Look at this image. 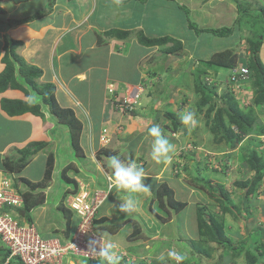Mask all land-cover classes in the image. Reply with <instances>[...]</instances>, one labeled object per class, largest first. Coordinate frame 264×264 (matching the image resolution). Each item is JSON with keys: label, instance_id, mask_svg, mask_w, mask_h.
Here are the masks:
<instances>
[{"label": "crops", "instance_id": "0c3cea01", "mask_svg": "<svg viewBox=\"0 0 264 264\" xmlns=\"http://www.w3.org/2000/svg\"><path fill=\"white\" fill-rule=\"evenodd\" d=\"M243 1L248 2V0ZM213 3L214 0H0V73L5 67L2 57L6 52V40L10 43L16 40L18 43L15 46V53L27 64L36 66L41 71L39 76L34 78L36 84L28 83L21 72H18L16 79L23 87H14L10 84L6 89L0 90V180L3 177L9 178L13 187L27 196L24 208L16 211L23 223H34L40 230L46 229L44 232L48 234L47 236L67 235L69 228L63 202H65V193L71 187L69 183L66 184L64 178L63 181L60 180L57 173L62 172L66 165L75 162L76 159H74L69 126L60 123L51 105L46 102L48 86L54 87L56 104L72 109L82 122L81 146L87 155L92 154L93 158L97 159V153L107 147L101 141L103 128L107 127V133L112 140L127 123L133 125V122H136L133 119L135 111L122 110L118 105L119 102L128 92L132 94L139 88L142 92L140 105L136 106V109H141L142 105L151 102L150 92H148L150 87L155 86L156 79H161L154 74L156 69L152 72L153 67H150L152 65L149 62L151 56H155L161 46L141 43L140 30L149 37L168 36L181 41L183 46L180 51L188 53L190 59L203 57L209 59L214 52L230 47L226 44L222 49L204 48L202 43L210 40L212 46L219 36L213 33L198 35L190 27V22L194 21L201 28H217L232 26L239 17V8L236 5L229 3L227 6H215ZM202 5H208L209 10L207 8L204 17L198 22L193 18L194 12ZM182 6L191 10L189 18ZM49 8L50 11L41 18L16 25L9 23V21L26 18L36 11ZM200 17L198 13V18ZM187 19L188 30L183 28L184 20L187 21ZM208 20L211 21L210 26L204 25ZM237 29L232 35L226 36L232 37L231 42L227 39L230 43L245 42L244 37L240 39L241 29ZM111 30H119V32L108 34ZM190 30H192L191 33ZM182 31L184 34L181 33ZM204 36H207V39L202 41ZM170 43L176 42L170 41ZM175 56H178L177 53ZM16 64L20 66L19 61H16ZM214 71L222 73L220 70L214 69ZM142 95H145L143 99ZM3 98L27 101L31 105L40 107V112L25 111L10 115L2 107ZM157 112L155 117H159ZM131 125L128 126L129 129L135 128ZM184 129L181 128V130ZM36 141L47 142L48 145L44 147L45 149L41 148L31 155L19 171L8 169L6 163L9 161L11 166H17L22 157V149L26 148L30 142ZM227 149L225 152L232 153L231 155L239 150L238 145ZM216 150L219 149L214 148V151ZM50 152L55 156V170L61 169V171L55 172L52 181L46 187L35 188L32 183L44 179ZM72 154L74 158H71ZM254 173L250 170L248 177H252ZM108 174L112 175V173ZM74 177L78 179L77 176ZM147 177L150 176L147 175ZM174 180L168 181V185L174 190L176 200L186 202V205L180 211L174 210L172 216L165 214L163 219L158 220V224L161 223L159 227L157 226L159 234L160 229H170L169 237L165 233L160 234L162 236L160 242L163 245L158 255L161 257L163 253L181 243L185 246L184 253L190 257L189 262L192 264H248L244 257L246 250L243 254L237 255L231 249L213 241L205 243L211 250L210 255L195 249L191 240L201 239L199 203L197 202L205 200L206 193L200 191L202 188L199 185H187L185 188L178 179ZM151 181L154 185L158 183L154 179ZM114 191L115 194L113 195L112 192L110 200L106 202V207L103 206L100 215L114 204L118 190L114 188ZM239 192L237 202L241 206L244 201V191ZM257 192L255 197L251 198L255 199L252 206L260 204V216L256 215L257 208L255 216L249 218H247L248 212L244 209L239 213L237 209L235 210L238 213L237 217L231 211H214L217 218L222 221L225 234L234 235L235 239H232L234 243L240 244L246 241L245 249L257 247L254 243L262 242L261 238L264 237V229L261 228L260 223L262 220L259 219L264 217V181ZM209 195L211 197V193ZM39 199L41 203L29 205V202L34 200L39 202ZM118 203L114 205L115 210H118ZM50 213H55L56 216ZM125 224H122L118 231L120 233L117 232L114 235L115 240L120 242L121 246L131 245L136 257L142 256L138 254L156 255V247L152 252L150 246L149 250L148 248L145 250V248L142 249L140 242L135 244L134 239L130 240L128 236L132 233L133 224ZM172 224L175 232L170 228ZM244 231L245 236H243ZM256 236H259L258 239L254 238ZM122 237L126 238V245L125 241L120 240ZM252 238L254 239L250 245L249 240ZM255 239L257 240L254 241ZM247 244H249L248 247ZM4 250L5 246L0 241V264L3 261L1 251ZM166 257L168 258L167 253Z\"/></svg>", "mask_w": 264, "mask_h": 264}, {"label": "rangeland", "instance_id": "374dc122", "mask_svg": "<svg viewBox=\"0 0 264 264\" xmlns=\"http://www.w3.org/2000/svg\"><path fill=\"white\" fill-rule=\"evenodd\" d=\"M260 1L261 0H248V2L251 3L252 7H256L254 10H251V12L255 11V13L254 15L249 16V19L252 20L250 21V23H246V19H241L240 25L244 27L243 24H246L244 28L241 29L240 27H238L239 29H241L240 39L244 37L245 42L239 43V41H234L233 43H230V38L232 37H218V39H216L215 43H213L212 46V42L210 40L202 43V46L209 49H222L227 44L226 46L231 48L234 47L237 51H240L239 49L243 48L242 54L246 53V48L248 46V43H246L247 37L255 33H258L260 36H263L264 34V19L262 15H258L259 13L257 14L258 5L256 6L255 4V2ZM229 3H231L232 5L234 4L238 7L237 0H214L213 4L215 6H227L229 5ZM192 7L195 8L194 5H192ZM207 8L209 10L208 5H202L200 9L194 12L195 17L193 18L200 22L204 17V14L207 12ZM202 11L204 13H202ZM198 13L201 16L200 18H198ZM188 22L189 21L187 19V21L184 20L183 23V28H186L187 30ZM210 24L211 21L208 20V22H206V24L204 25L210 26ZM250 25L252 27H250ZM191 32L192 30H190V33ZM181 33L184 34V31H182ZM202 34L204 33H201L200 35ZM206 39L207 36H204L201 40L204 41ZM227 39H229L230 42ZM170 44L171 43H169V45ZM171 45H173V43ZM262 46L263 48H261L259 53L264 61V44ZM167 47L168 45L166 44L163 46V48L162 46L159 49L154 48L155 50L158 49V53H156L155 56L152 55L153 57L151 56V58L149 59V62H151L152 65L150 67H153L152 72L156 69L154 74H157L161 78L156 79L154 81L155 86L150 87V91H148L150 92L149 96L151 98L149 99L151 100V102L142 105L141 109H136V106H138V104L135 105V108L133 110L135 111V116L133 119H135L136 122H133V125H131L132 123H127L125 127L120 129L121 131L116 135L117 137L115 139L112 138V140L105 141L102 140V136L101 141H103V145L105 144V146H107L105 148H108L110 150L111 155L101 154L102 151H100L97 153V159H94V155L91 154L89 156L84 152V150L83 155L77 154V152H75L74 150L75 158L73 154L71 158L76 159V161L70 162L69 166L66 165L68 168L67 174L72 177L77 176L80 181L84 182V186L86 184L90 185V189L99 187L98 184L103 185L106 183L105 176H108V173H111L112 171V169L109 167V161L113 156L118 157L126 163L135 162L137 166L144 169L145 178L143 179V183L146 185L147 190L132 193H129L127 190H118L116 193V196L118 198L115 197V201L113 200L114 204H112L111 207L106 208V211H104L103 213L106 214L105 216H107V220L105 222L108 225H112L113 227H115L116 225L120 226L125 223H132L133 232L136 230H138L139 232H135L130 237L128 236V238H131L130 240L134 239L133 241L136 242L135 244H139L138 242H140V244H142V249L145 248L146 250L148 248L149 250L150 246V248H152V252L154 251L155 247L156 252L162 251L163 244L160 242L162 238L160 234L165 233L169 237L168 232L170 231V229L163 228L160 229V234L158 233V227L161 224H158V220L163 219L165 214L166 216H172V213L174 212V209L171 208L169 202L162 196H158L157 189L160 184H169V182H171L172 180L178 179V181H180L185 188L187 187V185H199V187L202 188L200 191H203L204 194L206 193V199H202L197 202L199 203V206L205 205V217L208 219L210 217L214 218L222 224L221 219L214 217L215 212H222L223 209L221 203L217 197H210V187H208L207 185L209 183H212L217 188V184H222L225 187V190L229 192V196L231 199V203L230 201H226V204L231 206L233 203H235L236 207L234 208V210L238 209L239 207L244 209L242 205L240 206L239 202H237L240 195L239 191L243 190L235 185L237 180H242L246 178L245 176L248 177L249 175L250 170H248V168L244 166L245 160L243 159V157L247 156L246 154L249 153V150L251 152L254 149L253 151H257L258 155L264 158V134L258 133V128L247 136L248 144L246 146L250 147V149H247V152L245 150L246 148L244 150L242 149V146L247 142L246 140H244L243 142L238 144L239 150L231 155L232 153L229 154L228 152H225L226 150H228L227 148H229L226 138H224L221 134L216 135V133L214 132L215 130H213L212 128V125L214 124V120L216 118L217 109L222 105L220 101L218 100L217 102V100L213 98L209 100L205 106H201V108L198 107V103L199 101H201L203 90H205L207 86H211V84H214L216 82L219 83L218 89L220 91L222 89H225L230 70L223 67H212L208 62V59H206L208 57L190 59L188 53L186 54V52H183L179 55L177 54L178 56H175V54L178 52L169 55L165 52V49ZM154 62L157 63L154 64ZM145 64L147 65V63ZM147 67L149 66L147 65ZM214 69L220 70L222 73H216ZM176 86H179L180 88H177ZM144 96L145 95H142V99L144 98ZM187 111H191L194 113V121L187 125L183 124V129L184 127L185 129L180 130L174 135L172 133V129L169 127L172 125V122L167 118V112L175 113L180 116L181 113ZM156 112L159 113V117H155ZM143 120L145 122H143ZM129 125L134 126L135 128L129 129ZM153 125H157L160 128L161 133L168 139L169 143L172 145V151L167 154L169 157L167 159L164 157H160L158 160H156L152 157V144L155 138L148 134V129ZM233 128L237 129L235 125L233 126ZM216 137H219V140H217ZM80 140L82 141V138H80ZM109 144L110 146L108 147ZM214 148L219 149L216 151H223H220V153H216V151H214ZM75 168L78 171H76ZM54 171L59 172L61 171V169ZM105 171H107L108 173H106ZM147 175H149L150 177H147ZM60 178V180L63 181V178ZM153 179L158 183L154 185L151 181ZM70 182V184L72 185V181ZM66 184L68 183L66 182ZM114 194L115 191H113V195ZM216 194L218 197L221 196L220 191H218ZM129 195L134 197L136 201V207L134 208V210L125 213L120 210V204L122 203V201L126 200ZM252 196L255 197V194H251L250 197ZM117 203L119 207L118 210H115L116 208L114 209V205H116ZM249 203L250 207L249 210L247 209V218L255 216L256 208L258 209L256 215L260 216V204L257 203L256 205L252 206L255 203V199L252 198H250ZM122 213H124L126 217L123 219V221H117L118 217ZM50 215L56 216L55 213H50ZM259 219L262 220L260 222L262 226L261 228L264 229V217ZM77 224L78 215L76 214L72 218L70 226L72 229H75ZM121 227H119V230L121 229ZM170 228L173 232H175L173 224L170 225ZM41 229L42 230L38 228L39 233L43 237H49L47 236L48 234L44 232L46 229ZM101 235L103 239L105 238V240H107L106 238L109 237L114 241L113 244H117V247L119 248L118 255L128 257L129 262H127V264L142 263L145 254H138L142 255V258L136 257V255L134 256L131 245L127 244L126 238L122 237L120 239L122 241H125V245L127 244L126 246H121L122 244L115 240V234H111L109 231H105L101 232ZM229 236L230 238L235 239L234 235L229 234ZM243 236H245V231L243 233ZM259 236H261V234ZM259 236H256L254 238H258ZM254 238L249 240V244ZM261 239L262 241H264V237H262ZM106 243L107 245H109L107 241ZM249 244H247V247L249 246ZM158 247H160V250L158 249ZM184 248L185 246L180 243V250L182 251ZM231 250L235 251L234 249ZM84 262L85 261H83V263ZM260 263L264 264V257H262ZM153 264H157L156 261L153 260Z\"/></svg>", "mask_w": 264, "mask_h": 264}, {"label": "trees", "instance_id": "16d2710c", "mask_svg": "<svg viewBox=\"0 0 264 264\" xmlns=\"http://www.w3.org/2000/svg\"><path fill=\"white\" fill-rule=\"evenodd\" d=\"M238 8H239V17L234 25L232 26H222V27H205L201 28L198 26L197 23L194 21L190 22V27H192L198 35L201 33H213L216 36L219 37H226L230 36L234 33L235 29L240 27L241 29L244 27H241L240 22L241 19H246L248 23L252 21L249 19V16L254 15V12H251V10H254L256 7H252L251 3L244 2L243 0H237ZM256 6L258 5L257 14L262 15L264 19V0L260 2L255 3ZM186 12L188 17H190V9L182 6ZM253 8V9H252ZM50 11L49 9L39 10L33 13L32 15L21 18V19H15L12 21H9L11 25H16L20 23H24L26 21H31L34 19L41 18L45 14H47ZM237 24V25H236ZM244 25V24H243ZM250 27H252L250 25ZM119 32V30H111L108 31V34H115ZM125 34H128L130 32H124ZM244 39V38H243ZM139 41L146 45H159L163 46L168 45L170 41L176 42L175 44L168 46L165 49V52L169 55L175 54V52H178L177 54H181L182 51V42L176 41L173 38H170L168 36H161V37H149L140 30L139 33ZM16 43H18L16 40L12 41L11 43L6 40L5 45V53L2 57V62L5 64V67L3 71L0 73V90L6 89L10 84L14 87H23L21 83H19L16 79V73L21 72V75H23L26 79V81L30 84H36L34 82V78L38 77L40 74V70L36 66H32L30 64H27L20 56H18L15 53V46ZM246 43H248L247 51L242 55L241 48L240 51H237L234 47L233 48H226L224 50L216 51L214 52L210 58L208 59V62L211 64V66L214 67H223L230 70L229 76L227 78V83L225 89H222L221 91L218 89L219 83L211 84V86H207L205 90H203V94L201 97V101L198 103V107L201 108V106H205L206 103H208L209 100L215 98L218 102L222 104L217 109L216 118L214 120V124L212 125L214 132L216 135L221 134L224 138L227 140V144L231 148H235L238 144L243 142L244 140L247 141V136L253 132L254 130H257L258 133L264 134V61L259 53V51L262 48V45L264 44V34L263 36L259 35L258 33H255L246 39ZM161 48V50H162ZM248 58V59H247ZM16 61L20 62V66L16 64ZM244 66H248L250 73L249 77L242 82H239L241 84V91L236 90V80L232 79V75L234 74L233 69L235 68H242ZM239 75V74H238ZM245 82V84H244ZM238 83V84H239ZM249 84V86H247ZM214 85V86H213ZM48 94L46 95V102L49 103L52 107L53 113L58 117V119L65 125L69 126L70 128V135H71V141L72 145L79 155H83V148L81 146V134H82V122L76 117L74 114V111L69 108H63L60 107L58 104H56L55 98H54V87L52 85L48 86ZM2 107L5 111H7L10 115H16L25 111H32L34 113L40 112V107L36 105H31L27 101L24 100H13L8 98L2 99ZM167 118L171 120L172 125L169 126L172 131L179 132L181 128L183 127V124L180 120V116L167 112ZM208 123V122H207ZM236 126L237 129H234L233 126ZM217 140H219V137H216ZM221 140V139H220ZM248 141L246 144L242 146V149L249 150L250 147H247ZM47 142H30L26 148L22 149V157L20 158V163H17V166L13 167L11 166V163L8 161L6 163V166L10 170H20L21 167H23L27 163V159L35 154L38 150L41 148L47 147ZM254 150V149H253ZM251 151L249 150V153L246 154L247 156L243 157L245 160V167L248 168V170L254 171V175L252 177H246L242 180H237L236 185L239 188H242L244 191V201L242 202V207L245 211L247 209L249 210V202H250V196L251 194H256L258 189L263 183L264 180V158L258 155L257 151ZM100 151L101 154H110L111 152L108 148H102ZM100 155V154H99ZM101 156V155H100ZM55 165V156L54 153L50 152L49 158H48V164L47 169L45 172L44 179L41 181H38L36 183H32L33 187H46L49 182L52 180V174L54 170ZM14 168V169H13ZM66 168L64 170V175L67 173ZM76 171H78L75 168ZM68 181H72L74 185L76 186L73 190V192H77L78 190V183L73 178H68L65 176ZM207 183V182H206ZM99 187H106L105 184L101 185L98 184ZM217 188L212 183H209L207 186L210 187V193L211 197H217L221 203L223 211H231L234 213V215L237 217L238 213L235 212L234 208L236 207L235 203H233L231 206L226 204V201H230L231 199L229 196V192L225 190V187L222 184H217ZM202 186V185H201ZM203 187V186H202ZM221 192V196H217V192ZM70 191L65 193V197L69 194ZM158 196H162L167 200L175 211H180L182 208L185 207L186 202L178 201L174 197V190L168 185V183H162L157 189ZM24 198L27 200V196L24 194ZM42 196V201L43 200ZM36 203H41L40 199L39 202L32 201L29 202V205H35ZM29 206V207H30ZM204 206V207H202ZM198 207V218H199V226H200V234L201 239L199 241H193L191 240L192 245L195 247L196 250L205 253L207 255H210V249L207 248L205 243H209V241L216 242L220 244L221 246H224L229 249H234L233 251L235 254L240 255L245 253V258L248 262V264H261V259L264 257V241L254 243L256 246H252L245 249L246 241L243 243L235 244L232 238L227 236L224 232V227L222 226L218 220L214 218H206V207L205 205H202ZM63 210L65 212V218L69 220L67 223L68 226H70V222L72 218L75 216V211H73L70 208L63 207ZM239 212H241L242 208L239 207L237 209ZM126 217V215L123 213L120 215V217L117 219V221H123V219ZM214 217L217 218V216L214 214ZM107 220V217H103L100 220H97V222L105 223V228H108L111 232H116L120 226L113 227L112 225H108L105 221ZM67 226V227H68ZM72 228H68L67 235H72ZM136 233L139 231L136 230ZM135 237V235H134ZM131 239V238H129ZM258 239V238H257ZM255 239L254 241H256ZM3 258L2 260H5L7 256L10 254V251L8 248H5L4 251H1ZM127 258H120L119 264H127ZM15 264H21L16 262ZM96 264H106L103 260L101 262L98 260ZM145 264V263H141ZM182 264H192L189 262V260L186 259L182 262Z\"/></svg>", "mask_w": 264, "mask_h": 264}, {"label": "built area", "instance_id": "2783aa9c", "mask_svg": "<svg viewBox=\"0 0 264 264\" xmlns=\"http://www.w3.org/2000/svg\"><path fill=\"white\" fill-rule=\"evenodd\" d=\"M233 71L232 79L236 80V90L241 91L239 82L249 77V69L242 67ZM140 91L138 88L137 91L131 92L132 94L128 92L118 104L122 110L135 108L139 103ZM102 136V140L109 141L107 129L103 130ZM81 187L78 193L70 194L67 198L68 204L77 211L79 217L72 235L67 238L43 237L36 224L23 223L17 216L15 211L23 206V196L13 187L9 178L3 177L0 180V238L10 254L1 264H77L81 257L99 259L98 252L93 251L91 247L98 251L106 246L95 219L106 199L107 191L94 189L91 192L84 189V184H81ZM74 260L77 262L74 263Z\"/></svg>", "mask_w": 264, "mask_h": 264}, {"label": "clouds", "instance_id": "9594fccd", "mask_svg": "<svg viewBox=\"0 0 264 264\" xmlns=\"http://www.w3.org/2000/svg\"><path fill=\"white\" fill-rule=\"evenodd\" d=\"M244 67H246V66H244ZM249 73H250V70H249ZM247 86H249V84H247ZM141 92H142V90L140 91V96H141ZM139 103H140V99H139ZM139 103H138V105H139ZM133 110H125V111L132 112ZM180 120L182 123H184L186 125L190 124L194 121V113L191 111L183 112L180 114ZM104 129H107V127L103 128V130ZM103 130H102V133H103ZM107 134L109 135V133H107ZM148 134L155 138L153 141V144H152V157H153V159L158 160L160 157H164L166 159L169 158L167 154L170 151H172V145L169 143L168 139L161 133L160 128L157 125H153L148 129ZM173 134L175 135L176 132ZM109 140H111L110 135H109ZM72 147H73V145H72ZM68 166H69V164H68ZM55 167H56V161H55V165H54V170H55ZM109 167L112 169V171H111L112 176H110L109 174H108V176H105L106 187H97V188L90 189V187H89L90 185L85 183L86 184L85 188L87 187L86 189L91 191V192H93L94 189H102V190L107 191L106 199L104 200L103 204L100 206L98 217L95 219V222L98 223L97 227L100 230V235H101V232H105V231H109L112 234H116L119 231V229H118L116 232H111L108 228L104 227L105 226L104 222L103 223L97 222V220H100L103 217H107L105 215H100V211L103 208V206L106 204V202H108L110 200V198H111L110 196H111L112 192L114 191V188H116L117 190H127L129 193L147 190L146 185L143 183V179L145 178L144 169L142 167L137 166L135 164V162H127L126 163V162L122 161L121 159H119L118 157L113 156L110 158ZM66 168H67V166H65L63 168V170H62L63 172L57 173L58 176L64 178V180L69 184L71 182L68 181V179L65 176H67L68 178L75 179L78 183L79 188H78L77 192H73V190L76 186L74 185L73 182H72V185L70 184L71 188L68 190L70 192L65 197V199H64L65 202H63V206L66 208H70L73 211H75V215H76L77 211L75 209H73L68 204L67 198L69 197L70 194L78 193L82 188L81 184H84V182L80 181L79 179H77L75 177L70 176L67 173H66V175H64V170ZM54 170H53V174H52V179H53V176L56 172ZM20 194H22V193H20ZM22 196L24 199V204L21 208H24L25 198H24L23 194H22ZM135 207H136V201H135L134 197H132L131 195H129L128 198L126 200L122 201V203L120 204V210L122 212H125V213H128V212L134 210ZM21 208H19V209H21ZM16 211H15V213H16ZM78 220H79V217H78ZM30 224H33V223H30ZM68 227H71V226H68ZM72 230L74 231V229H72ZM134 233H135V231L133 232V230H132V233L129 235V237ZM55 236H58V237L60 236L62 238L70 237L68 235H63V236L54 235V236H49V237H55ZM106 239L107 240H105V238H104L105 243L107 241L109 243V245H107V243H106V246L99 248L98 251L95 247H91V249L93 251L98 252V254L100 256L99 259L98 258L97 259H83L81 257L78 259L79 260L78 262H77V260H74V263L76 261L77 264H96V262L98 260H100L101 262H103V260H104V262L106 264H119L120 258H127V261H129L128 257L118 255L119 248L117 247V244H113L114 241H112L109 237H107ZM0 241L2 242L1 238H0ZM94 243L95 242H93V244ZM3 245H4V243H3ZM5 248H6V246H5ZM158 249L160 250V248H158ZM184 250L185 249H183L182 251L180 250V244H179V245H176L174 248H171L169 251H166L165 253H163V255L161 257H160V255H158L160 253L159 251L156 252V255L153 254V255H149V256H144L142 263L153 264V260H154V261H156L157 264H174V263L175 264H182V262L186 259V257L188 260L190 259V257L187 256V253H184L185 252ZM166 253H167V256L169 259L166 257ZM133 255L135 256L134 253H133ZM139 257L142 258V256H139ZM83 261H85V262L83 263Z\"/></svg>", "mask_w": 264, "mask_h": 264}]
</instances>
